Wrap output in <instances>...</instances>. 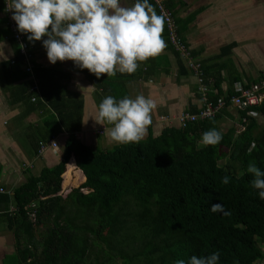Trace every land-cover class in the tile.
<instances>
[{
    "label": "trees",
    "instance_id": "trees-1",
    "mask_svg": "<svg viewBox=\"0 0 264 264\" xmlns=\"http://www.w3.org/2000/svg\"><path fill=\"white\" fill-rule=\"evenodd\" d=\"M248 110L264 116V100L242 116ZM218 116L106 151L87 146L72 130L57 167L30 176L13 198L1 194L15 204L8 215L18 239L15 264H114L108 252L101 261L102 244L111 253L118 249L125 264H174L214 251L217 264H257L264 258V200L251 188L247 166L264 169V127L257 131L250 116L241 133L229 129L218 144L202 145V133L218 129ZM72 158L77 171L63 186ZM214 203L229 214L212 212ZM136 243L139 251L128 255Z\"/></svg>",
    "mask_w": 264,
    "mask_h": 264
},
{
    "label": "crops",
    "instance_id": "crops-1",
    "mask_svg": "<svg viewBox=\"0 0 264 264\" xmlns=\"http://www.w3.org/2000/svg\"><path fill=\"white\" fill-rule=\"evenodd\" d=\"M134 2L122 0L126 7ZM150 3L160 14L154 0ZM167 4L174 15L177 36L189 45L192 58L201 63L209 89L206 95L200 92L196 71L172 43L166 23L162 33L166 47L158 55L138 62L132 74L117 72L107 77L102 73L96 77L71 60L50 63L41 41L30 43L23 34L31 53V59L25 58L12 34L11 13L5 11V0H0V188L6 189L4 193H11L13 198L14 190L30 176L57 167L66 156L72 130L95 150L125 145L111 141V125L94 119L103 96L119 99L143 94L155 101L144 141L171 126H180L178 116L182 113H198L206 96L211 100L212 96H229L236 82L251 85L264 78V0H168ZM32 79L36 86H31ZM246 113V122L254 117L260 131L264 116L254 110ZM242 114L228 104L217 118L218 129L241 133L246 128ZM41 141H54L57 146L38 151ZM76 171L72 158L63 186ZM4 193L0 192V264H15L18 239L8 221L15 204L1 195ZM259 245L264 251V243ZM257 264H264V258Z\"/></svg>",
    "mask_w": 264,
    "mask_h": 264
},
{
    "label": "clouds",
    "instance_id": "clouds-1",
    "mask_svg": "<svg viewBox=\"0 0 264 264\" xmlns=\"http://www.w3.org/2000/svg\"><path fill=\"white\" fill-rule=\"evenodd\" d=\"M5 11L30 43L41 41L50 63L71 60L96 77L132 74L138 62L155 57L166 47L162 36L165 18L150 0H135L127 7L122 0H5ZM155 107V101L143 94L119 99L106 95L94 119L111 125L109 136L117 145L139 143L152 123ZM222 137L221 131L210 128L202 133L200 143L216 145ZM247 172L253 177L251 188L264 200V169L250 162ZM229 179L224 176L222 183ZM211 211L229 214L222 203L212 204ZM219 259V251H214L177 259L174 264H217Z\"/></svg>",
    "mask_w": 264,
    "mask_h": 264
},
{
    "label": "built area",
    "instance_id": "built-area-1",
    "mask_svg": "<svg viewBox=\"0 0 264 264\" xmlns=\"http://www.w3.org/2000/svg\"><path fill=\"white\" fill-rule=\"evenodd\" d=\"M154 2L160 14H163L165 18V23L168 30L170 31L172 43L179 50L182 57L187 60L188 65L196 71L201 85L200 92L206 95L209 89L207 88L206 82L204 80L205 78L203 77L201 63L192 58L189 47L177 36L174 15L172 10L167 6L168 0H154ZM10 26L14 38L20 44V51L22 55L25 58L31 59L30 45L24 40L23 34L17 31L16 24L12 18L10 19ZM29 66L28 70H31V67ZM205 99V104L198 113L191 114L189 112H184L178 116V122L180 123V126H185L189 122L215 118L225 107L228 106V104H231L242 111H246V109L260 105L264 100V78L261 81L255 82L251 85H248L242 81H238L234 84L233 94L225 97L220 96L216 101L210 100L207 96ZM242 120L246 121V117L244 116ZM48 145L56 147L57 143L50 141L46 144H43L41 151L45 150ZM0 192L4 193L7 191L1 187ZM35 207V203L31 204V208ZM30 214L31 216H34V213Z\"/></svg>",
    "mask_w": 264,
    "mask_h": 264
},
{
    "label": "rangeland",
    "instance_id": "rangeland-1",
    "mask_svg": "<svg viewBox=\"0 0 264 264\" xmlns=\"http://www.w3.org/2000/svg\"><path fill=\"white\" fill-rule=\"evenodd\" d=\"M199 89H200V86H199ZM261 120H262V118H261ZM220 162L225 163V160L224 161L222 160ZM134 245L136 246V248H132L131 246H133V245H130L126 248L128 255L134 256V252L139 251L140 248H139L138 244L136 243ZM98 250H99V255H100L101 261L105 258L106 252H108V253L112 254L114 264H125L124 263L125 258L123 257V255L118 253V249H116L115 251L112 250V253H111V249L108 246H106L105 244H102V246L98 247ZM134 261L137 262V264H140L139 260H134Z\"/></svg>",
    "mask_w": 264,
    "mask_h": 264
}]
</instances>
